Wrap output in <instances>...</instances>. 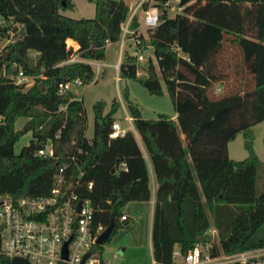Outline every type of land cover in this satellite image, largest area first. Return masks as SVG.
Masks as SVG:
<instances>
[{
	"label": "trees",
	"instance_id": "obj_1",
	"mask_svg": "<svg viewBox=\"0 0 264 264\" xmlns=\"http://www.w3.org/2000/svg\"><path fill=\"white\" fill-rule=\"evenodd\" d=\"M73 1L0 0V198L47 196L59 170L67 166L68 177L76 180L84 173V185L94 184L93 190L81 191L93 203L95 227L106 231L115 223L111 240L130 225L131 218L121 221L125 209L152 198L147 161L133 132L110 138L120 109L117 101L107 113L104 102L94 106L89 139L83 100H74L72 93L61 96L58 90L61 83L79 79L89 85L95 79L88 63L64 64L74 53L67 42L78 45L83 60H105L107 44L121 39L130 6L126 0H87L96 5L95 17L75 20L60 12L74 9ZM176 1L143 5L144 11L150 6L160 10L159 25L148 30L156 64L149 59L139 77L136 58L130 55L120 68L123 79L138 80L154 96L164 94V82L178 115L177 121L166 115L145 119L126 94L158 185L153 259L176 264V248L185 256L207 244L213 227L227 255L264 250V191H258L262 163L252 131L264 122V0H180L182 13L171 18L165 5ZM139 22L136 17L132 27ZM12 35L17 39L3 48ZM228 65L236 84L215 98V87L229 80ZM20 72L36 80L27 90L14 82ZM23 117L27 123L16 130ZM28 133L33 139L17 155L15 146ZM239 134L249 154L244 161L228 154L229 143ZM50 142L54 157H39ZM0 264L12 263L0 257Z\"/></svg>",
	"mask_w": 264,
	"mask_h": 264
},
{
	"label": "built area",
	"instance_id": "obj_2",
	"mask_svg": "<svg viewBox=\"0 0 264 264\" xmlns=\"http://www.w3.org/2000/svg\"><path fill=\"white\" fill-rule=\"evenodd\" d=\"M147 1L139 0L135 8L130 9L129 18L122 25L119 41L121 53L126 43L137 50L134 56L137 63L145 61V52L153 53L152 46L150 44L146 46L140 38L142 28L149 30L159 25V8L150 6L147 10H143V5ZM165 6L173 8L171 2L166 3ZM141 8L143 15L141 19L139 18V27L134 29L133 21L138 17ZM110 45L107 44L106 49ZM68 46L73 48L74 53L64 64L88 63L93 68L96 61L91 63L81 59L77 54V44H68ZM121 65L120 60L115 66L118 73ZM96 67L98 71L95 72V79L100 75L101 65L96 63ZM35 81L34 78L26 77L23 72L14 78L16 85H33ZM83 86H85L83 81L79 79L68 81L59 85L58 93L61 96L72 93L75 95L74 100L82 101V95L78 89ZM219 93L221 88L215 90V94ZM61 110L66 111L67 106L61 107ZM127 132L128 130L115 122L110 138L123 137ZM38 156L54 157L52 142L45 149L40 150ZM122 168L126 170L125 165H122ZM67 169L68 167L64 166L59 170L55 185L47 196L25 197L16 201L9 197L0 198V257L9 258L11 263L13 259L21 258L30 264H82L85 256L90 253L85 264H100V261L94 257V248L97 246L98 238L105 231L101 226L95 227L93 203L85 198L81 191L83 187L88 191L93 190L94 184L90 182L84 185L82 181L84 173H81L76 180L68 177ZM128 219L129 216L125 212L121 221ZM67 243L68 256L65 258L64 251ZM262 251L264 250L240 253L221 261L213 255L212 245L207 244L206 247L195 246L185 256L176 251L174 256L176 264L178 260H181V264H248L251 261L264 264Z\"/></svg>",
	"mask_w": 264,
	"mask_h": 264
},
{
	"label": "rangeland",
	"instance_id": "obj_3",
	"mask_svg": "<svg viewBox=\"0 0 264 264\" xmlns=\"http://www.w3.org/2000/svg\"><path fill=\"white\" fill-rule=\"evenodd\" d=\"M139 0H126L130 9H134L136 3ZM74 9L61 10V14L75 19H93L96 15V5L95 3H90L87 0H74ZM147 2H152L148 0ZM178 3L173 4V8L169 10V16L171 18L176 17L182 13V9L178 7ZM143 15L142 8L139 10L138 18L141 19ZM141 35L145 38V45L147 46L148 41V30L142 28ZM17 39L16 35H12L9 40H4L2 47H6L11 42ZM67 44L72 45V42H67ZM137 50L126 43L123 53H121L120 44H111L106 51L105 60L100 63L106 64L105 68H102V72L98 78L94 80L93 83L85 85L78 89L82 95V100L85 108L86 118L88 122V128L86 132L87 138L91 139L94 134V106L98 102H104L106 104L105 112H109L114 101L120 104V109L116 114V120L121 124L123 128H127L130 123L128 120L129 110H128V99L126 94H128L129 101L137 105L141 111V115L145 119L155 120L159 115H166L173 119L176 117L175 107L172 100L166 90V85L162 82V87L164 94L162 96L151 95L146 88L138 80L123 79L118 73L115 66L121 60L122 63L126 62L128 56H135ZM145 61L138 62L139 66V77H144L145 69L149 59H152L156 64L155 57L153 53L145 52ZM8 58V53L5 54ZM33 58L38 59V55L33 54ZM238 59V58H237ZM235 59L233 66L236 65ZM137 62V61H136ZM93 65L94 71L97 72L98 68ZM231 65L227 66V75L229 80L226 81L225 85H217L215 88L220 86L221 93L213 95V97H220L224 93H230L232 86L236 84V78L234 70ZM159 73V70L157 68ZM160 74V73H159ZM119 78V80H118ZM34 85V84H33ZM32 84L26 85V90L33 86ZM214 88V89H215ZM218 95V96H217ZM28 118H20L16 123V130H21L27 123ZM254 140L253 147L256 155L261 161L262 165L258 172V191H264V122L255 125L252 128ZM33 139L32 133H28L20 138L15 146V153L19 155L23 148L28 146ZM228 154L231 160L234 161H244L248 158L249 154L245 147V139L242 134L229 143ZM200 187V184H198ZM139 204V203H137ZM125 212L131 217V222L129 227L121 228L117 233L113 234L111 240H108L103 245L96 246L94 248V257L100 261V264H153L151 246H150V221H149V211L146 205H135L131 203ZM210 240L207 244L212 245L213 252L221 261H225L227 257L233 255H227L224 253L223 245L218 237L217 230L213 227L209 231ZM205 243H201L206 247ZM176 251H178L176 249ZM264 253V251H262ZM240 254V253H239ZM181 260H178V264H181ZM227 264V263H225Z\"/></svg>",
	"mask_w": 264,
	"mask_h": 264
},
{
	"label": "crops",
	"instance_id": "obj_4",
	"mask_svg": "<svg viewBox=\"0 0 264 264\" xmlns=\"http://www.w3.org/2000/svg\"><path fill=\"white\" fill-rule=\"evenodd\" d=\"M69 41L72 42V43H74V44H76L73 40H69ZM93 62H95V61H91V63H93ZM96 62L101 65V67H100V74H101L102 68H105L107 65L106 64L104 65V64L100 63L101 61H96ZM118 80H119V78H118ZM218 88H220V86H218L216 89H218ZM177 116L178 115L176 113V117H173V120L174 121H177ZM128 120H129L130 125L127 128H124V129H126V130H128L130 132H133V134L135 135V137H136V139H137V141H138V143H139V145L141 147V150H142V152L144 154V157H145V159L147 161L148 169H149L150 186H151V191H152V198H151V200L149 202L139 203V204L133 203V204L139 205V206L146 205V208L149 211V221H150V233H149V235H150V246H151V252H152V227H153L154 209H155V202H156V192H157L158 185H157V180H156V177H155L154 168H153V164L151 162L150 156L148 154V151H147V149H146V147H145V145L143 143V140H142L140 134L135 129V126H134V123H133V119L130 117V115L128 117ZM116 122H118V121H116ZM181 138H182V141H183L184 146L186 147L187 146L186 137L183 134H181ZM128 216H129V218H131L129 214H128ZM176 249L179 251V248L178 247ZM152 258H153V253H152ZM153 264H157L154 261V259H153Z\"/></svg>",
	"mask_w": 264,
	"mask_h": 264
},
{
	"label": "water",
	"instance_id": "obj_5",
	"mask_svg": "<svg viewBox=\"0 0 264 264\" xmlns=\"http://www.w3.org/2000/svg\"><path fill=\"white\" fill-rule=\"evenodd\" d=\"M24 33V30H22V34ZM40 87L43 89V84L40 85ZM115 223L113 222L108 228L107 230L98 238L97 240V245L100 246V245H103L105 242H107L113 231H114V228H115ZM67 246H68V243L65 245V251H64V257L67 258L68 256V252H67ZM90 257V253H88L82 264H85L86 260ZM12 264H30L27 260L25 259H21V258H15L12 260Z\"/></svg>",
	"mask_w": 264,
	"mask_h": 264
},
{
	"label": "bare ground",
	"instance_id": "obj_6",
	"mask_svg": "<svg viewBox=\"0 0 264 264\" xmlns=\"http://www.w3.org/2000/svg\"><path fill=\"white\" fill-rule=\"evenodd\" d=\"M70 42V41H69Z\"/></svg>",
	"mask_w": 264,
	"mask_h": 264
}]
</instances>
